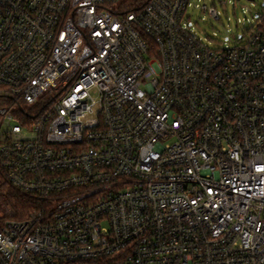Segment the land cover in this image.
I'll use <instances>...</instances> for the list:
<instances>
[{
  "label": "built area",
  "instance_id": "built-area-1",
  "mask_svg": "<svg viewBox=\"0 0 264 264\" xmlns=\"http://www.w3.org/2000/svg\"><path fill=\"white\" fill-rule=\"evenodd\" d=\"M190 4L0 0V264H264V13Z\"/></svg>",
  "mask_w": 264,
  "mask_h": 264
},
{
  "label": "rangeland",
  "instance_id": "rangeland-1",
  "mask_svg": "<svg viewBox=\"0 0 264 264\" xmlns=\"http://www.w3.org/2000/svg\"><path fill=\"white\" fill-rule=\"evenodd\" d=\"M210 7L217 11V18L209 14L207 9ZM262 13L264 0H191L185 17L189 18L193 31L205 44L222 48L242 43L245 33ZM6 188L0 187V192L6 194Z\"/></svg>",
  "mask_w": 264,
  "mask_h": 264
},
{
  "label": "trees",
  "instance_id": "trees-1",
  "mask_svg": "<svg viewBox=\"0 0 264 264\" xmlns=\"http://www.w3.org/2000/svg\"><path fill=\"white\" fill-rule=\"evenodd\" d=\"M0 187H4L3 185H1ZM6 196L7 199L10 202V205L12 207V209L14 210V215L15 216H19L21 211L23 210L22 208L28 205V199L24 198L23 196L13 192L12 190L6 188Z\"/></svg>",
  "mask_w": 264,
  "mask_h": 264
}]
</instances>
